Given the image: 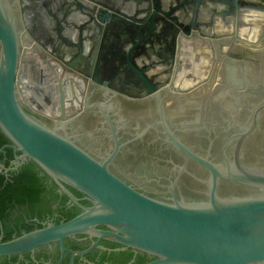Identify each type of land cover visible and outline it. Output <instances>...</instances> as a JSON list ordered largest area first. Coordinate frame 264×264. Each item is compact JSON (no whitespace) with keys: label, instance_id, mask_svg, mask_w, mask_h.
Returning a JSON list of instances; mask_svg holds the SVG:
<instances>
[{"label":"water","instance_id":"water-1","mask_svg":"<svg viewBox=\"0 0 264 264\" xmlns=\"http://www.w3.org/2000/svg\"><path fill=\"white\" fill-rule=\"evenodd\" d=\"M45 1L60 11L52 15L56 38L51 47L42 38H32L23 11L19 8V16L14 11L15 3L23 5L21 0H0V132L9 142L0 152L8 148L20 154V164L33 162L81 212L57 226L0 243V257L55 242L63 251L65 238L87 235L154 258L149 264H264V160L238 161L240 145L255 129L264 99L258 103L261 106L248 108L254 115L235 135L232 164L203 159L165 131L167 142L207 175L174 179L162 186L169 195L163 201L137 192L110 172L117 148L96 161L66 135H59L60 130L65 134L66 123L79 116L94 92L154 99L159 107L192 95L207 81L199 74L201 50L210 52L209 62L226 66L216 94L224 91L237 99L229 114L239 112L245 105L240 99L264 95L251 77L245 79L253 61L259 63L246 50L264 49V0ZM57 46L67 59L47 53ZM160 46L161 52L157 51ZM237 49L245 54L231 53ZM146 52L159 61L140 63ZM184 54L195 55L190 76L185 75L186 65L180 67ZM35 56L51 74L59 95L58 116L51 126L28 113L19 88L22 68ZM160 66L165 68L155 73ZM238 66L241 72L234 85L230 79ZM259 79L264 87V77ZM74 86L80 92L77 109L71 102ZM65 103L71 104L69 109ZM66 187L85 196L90 207L80 206ZM100 226L109 231L95 229Z\"/></svg>","mask_w":264,"mask_h":264},{"label":"flooded vegetation","instance_id":"flooded-vegetation-1","mask_svg":"<svg viewBox=\"0 0 264 264\" xmlns=\"http://www.w3.org/2000/svg\"><path fill=\"white\" fill-rule=\"evenodd\" d=\"M21 1L22 6L14 4V11L18 12L19 8L23 11L26 28L28 32H32L30 36L46 40L47 45H50L48 47H51L55 37L52 15L60 14V11L54 7V4L45 0ZM51 4L53 7L50 6ZM61 8L62 5L59 10ZM49 50L46 51L49 55L55 58L58 55L64 60L67 59L65 53L60 48L58 49V46ZM242 51L237 49L232 50L231 53L242 56L245 54ZM250 51L252 52H247V54L252 59L259 58L258 56L264 53V49H250ZM26 57L28 56L26 55ZM141 58L140 63L143 65L159 61L149 52H146ZM33 59V61H27L22 68L19 88L25 97L26 104L24 106L28 113L38 121L51 126L54 122L53 117L58 116L59 95L54 87L56 84L53 82L51 74L42 66L36 56ZM190 59L191 56L184 54L180 67L187 66L185 62L189 63ZM209 60L208 57L207 62L215 75L213 66L217 63H211ZM253 63L245 77L246 80L250 79V72L258 70V63L255 61ZM217 66L219 68L217 73H220V80L217 83L219 87L225 79L226 66ZM227 69H230V66ZM211 71L209 70V75ZM234 71L236 76L233 73L234 76L231 77L230 82L236 85L241 69L238 66ZM59 73L56 74L59 76ZM69 78L71 77L67 76V79ZM127 78L129 81L130 78ZM74 81L78 82V80ZM70 84L71 82L65 84V87ZM208 84L209 80L207 79L197 92L190 96L165 101L161 107L154 99L123 98L121 95H104L94 92L93 95L86 98L85 106L79 116L71 118L66 123L65 134L60 130L59 135H66L75 146L88 153L96 161L104 160L117 148V152L108 166L110 172L137 192L150 198L166 200L169 195L162 186H167L174 179L203 177L207 173L200 165L168 143L165 131L171 133L183 147L203 159H208L216 165L232 164L233 153L237 145L235 135L244 130L248 120L252 119L254 115L253 112L248 111V108L258 105L264 99V95L240 99L241 106L242 103L245 104L240 108L243 110L230 115L229 109L236 106L237 99L225 94L224 91L221 95L216 94L218 90L211 94L210 90L208 91ZM80 85H82L81 81ZM127 85L130 87L132 84L127 83ZM118 86L121 89L122 85L118 83ZM74 88L76 90V95L73 94L75 100L71 102H73V108L77 109L78 105L75 101H80L77 94L80 92L77 91L76 86ZM88 91L91 93L92 88ZM248 92L252 93L253 88H250ZM66 99L67 97L64 96L65 102ZM65 106L69 109L71 104L65 103ZM6 145H9V142ZM19 156L20 154L13 152L12 158L8 161V168H5L3 161H0V175L6 176L8 171H17L27 162L20 164ZM238 158L240 163L246 162L247 164L264 160V109L258 112L255 129L243 139ZM13 162L15 164H12ZM51 184L54 183L50 179L47 180L46 185L50 186ZM66 189L80 206L90 207L85 196L70 188L66 187ZM181 191L182 194L186 193L185 189H181ZM53 193L57 194L58 198L53 199L54 202L39 218L27 219L22 215L26 226L18 227L20 235L16 236L17 230H13L8 234L10 239L4 240L8 235H5L2 226H0V243L48 226H57L80 214L81 209L60 193L56 186ZM62 196L66 200L63 201ZM72 207H75L78 213L69 220H66L62 213L58 212ZM30 226L31 228L28 229ZM95 229L109 231L101 226ZM62 248L63 251L58 242L39 246L21 254L0 257V264H149L155 260L129 249H122L121 246L112 242L97 240V238L87 235L65 238Z\"/></svg>","mask_w":264,"mask_h":264},{"label":"trees","instance_id":"trees-1","mask_svg":"<svg viewBox=\"0 0 264 264\" xmlns=\"http://www.w3.org/2000/svg\"><path fill=\"white\" fill-rule=\"evenodd\" d=\"M6 144L8 140L0 132V149ZM12 155L13 151L8 148L0 152V161H3L5 168H8V161ZM47 180L49 178L31 161H27L17 171H8L6 176L0 175V226L5 235L13 230H17L16 236L20 235L18 227L26 226L24 217L39 218L54 202L53 199L58 198L57 194L53 193L54 184L47 186ZM61 199L66 200L64 196ZM58 212L69 220L78 213V210L72 207ZM30 228L31 226L28 229ZM9 239V235L4 238Z\"/></svg>","mask_w":264,"mask_h":264},{"label":"crops","instance_id":"crops-1","mask_svg":"<svg viewBox=\"0 0 264 264\" xmlns=\"http://www.w3.org/2000/svg\"><path fill=\"white\" fill-rule=\"evenodd\" d=\"M157 51H159V52L163 51L162 46L158 47L157 48ZM246 51L248 53L252 52V51H250V49H247ZM200 52L202 54V56H201L202 61L200 63V67H199V69H200V73L199 74L202 75L203 78L204 77H207L208 78L209 70H210V65L209 64L207 65L206 63H207V58L210 55V52L207 51V50H201ZM194 58H195V55L194 54L191 55V59L189 60V63L186 66V70L184 71L185 72V75H187V76H190V72H191L192 65H194ZM164 68H165V66H160L159 67V70H157L155 73H158V72L162 71V69H164ZM155 73H152V74H155ZM211 78H213L214 82H219L220 73L215 74V78H214V76L213 77L211 76Z\"/></svg>","mask_w":264,"mask_h":264},{"label":"rangeland","instance_id":"rangeland-1","mask_svg":"<svg viewBox=\"0 0 264 264\" xmlns=\"http://www.w3.org/2000/svg\"><path fill=\"white\" fill-rule=\"evenodd\" d=\"M257 53V52H256ZM258 53H260V52H258ZM259 63V65H260V67H259V70H257L256 71V69L253 71V72H250V76H251V79H252V81H254V85H255V87H261L262 89H264V87H262L263 85L262 84H260L259 83V81H261V79H259L260 77H264V58L263 57H260V58H255ZM259 59V60H258ZM211 68H212V66H211ZM258 68V67H257ZM218 66H217V64H215L214 66H213V70L215 71L214 73L215 74H217V72H218ZM210 71H211V69H210ZM210 75L213 77L214 76V78H215V75L213 74V72L211 71V73H210ZM209 75V78H207L208 80H209V87H208V91L210 90V92H211V94L213 93H215L216 92V90H217V83L218 82H214V80H213V78H211V76ZM220 80V79H219ZM264 83V82H263ZM251 84H253V83H251Z\"/></svg>","mask_w":264,"mask_h":264}]
</instances>
